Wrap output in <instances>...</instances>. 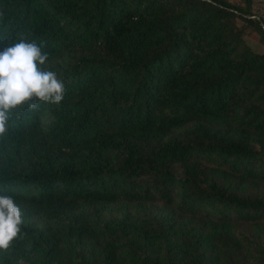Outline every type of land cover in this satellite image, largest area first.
Here are the masks:
<instances>
[{
  "label": "trees",
  "instance_id": "obj_1",
  "mask_svg": "<svg viewBox=\"0 0 264 264\" xmlns=\"http://www.w3.org/2000/svg\"><path fill=\"white\" fill-rule=\"evenodd\" d=\"M238 1L0 0V51L37 43L66 85L0 136L23 219L0 264H72L57 224L78 264H264V18ZM117 204L168 213L82 212Z\"/></svg>",
  "mask_w": 264,
  "mask_h": 264
},
{
  "label": "clouds",
  "instance_id": "obj_2",
  "mask_svg": "<svg viewBox=\"0 0 264 264\" xmlns=\"http://www.w3.org/2000/svg\"><path fill=\"white\" fill-rule=\"evenodd\" d=\"M47 60L48 54L37 43L23 38L0 51V136L7 131L11 110L25 104L35 109L40 102L59 105L64 99L63 79L41 67ZM22 224L14 198L0 194V250L9 248Z\"/></svg>",
  "mask_w": 264,
  "mask_h": 264
},
{
  "label": "rangeland",
  "instance_id": "obj_3",
  "mask_svg": "<svg viewBox=\"0 0 264 264\" xmlns=\"http://www.w3.org/2000/svg\"><path fill=\"white\" fill-rule=\"evenodd\" d=\"M226 2L236 5L238 7H243L242 3L238 0H225ZM250 14L256 15L260 18H264V5L260 2V0H252ZM245 41L247 45L255 52L262 53L263 47L262 45L256 41L255 35L249 33L245 34ZM82 212H84L91 224L98 228L102 229L104 222H111L118 220L126 214L133 215H141L145 214L150 217H161L168 213V210L163 209L159 204H150L145 206H126L123 204L104 206L100 209V213L96 214L95 210L84 207L82 208ZM55 230L62 236L63 244L62 249L64 253V258L69 259L72 264H78L82 261V257L85 255V251L75 243L73 240H69L65 238L66 229L63 224H57L55 226ZM10 254L16 259L17 264H39L40 255L36 256L34 260H28L25 258L19 257L16 253L10 251Z\"/></svg>",
  "mask_w": 264,
  "mask_h": 264
}]
</instances>
